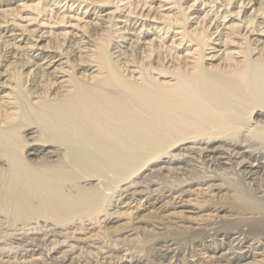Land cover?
<instances>
[{
    "label": "bare ground",
    "instance_id": "obj_1",
    "mask_svg": "<svg viewBox=\"0 0 264 264\" xmlns=\"http://www.w3.org/2000/svg\"><path fill=\"white\" fill-rule=\"evenodd\" d=\"M15 1L0 11V264H264V0H201L193 24L199 0ZM58 4L112 7L110 28L95 14L21 53L39 40L21 11L69 22ZM121 42L146 54L119 60Z\"/></svg>",
    "mask_w": 264,
    "mask_h": 264
},
{
    "label": "rangeland",
    "instance_id": "obj_2",
    "mask_svg": "<svg viewBox=\"0 0 264 264\" xmlns=\"http://www.w3.org/2000/svg\"><path fill=\"white\" fill-rule=\"evenodd\" d=\"M46 3L47 2H50V3H53V0H44ZM126 1L127 0H125L124 2H121V3H126ZM158 1H160V0H153V2H154V5L156 4V5H158L159 4V2ZM201 0H199L196 4H195V6H194V8L193 9H191L190 10V12H195L192 16H191V24H193L197 19V16L198 15H201V16H203V10H209V5L208 4H200L201 2H200ZM237 1L238 0H234L233 1V5L231 6V8L233 7V9H236V5H237ZM13 3V5L15 4V0H8L6 3H5V6H3V8L2 7H0V11L2 10V9H6V8H9V7H11V5H7L8 3ZM184 2H186L185 3V6L187 5V3H193V0H184ZM221 0H219V1H217V5L216 6H218V5H220L221 4ZM4 3V2H3ZM2 3V4H3ZM163 3H165L164 2V0H163ZM16 4H21V2H16ZM84 5H82L81 7H79L78 8V6H77V4L73 7V8H68L67 9V5L66 6H63V8H60V4H58V5H56L55 7H54V10H53V13H55V11H59V12H61V13H63V12H65L66 13V15H67V21H69V22H66V23H63V24H58V23H53L54 22V19H51L50 20V16H48L47 14L45 15V16H40L39 17V20H42V23L40 24L39 23V21H33V16H32V11H31V9L30 10H28V9H24L23 11H21V17H17V23L18 24H16V26L17 27H20L21 28V26L22 25H25V26H27L28 27V29H37V33H38V35L39 36H37L38 38H39V40L37 41V45L38 46H35V47H33V48H28V46H25V44H26V42H27V40H23L24 39V36H27L28 37V34L27 33H22V31H20V30H16V32L14 33V34H17L16 36H19V34H23V36H19V37H17L15 40H14V36L13 37H11L10 36V34H11V32H7V30L5 31V32H3V34H2V37H4V39H11V42H13V41H15L16 43H17V45H19L20 43H21V46H25L24 47V49H19V50H22V52L21 53H24L25 51H29L30 52V54H34V56H37V60L39 59V58H41L47 51H49V49H47V50H45L44 49V47H43V45L44 44H46L47 42H48V40L49 39H51L52 38V36L53 35H57V34H59V33H62V32H64V31H69L68 32V38L69 37H71V38H73V39H75V38H80L81 36H82V29L79 27V26H77V24L78 25H84L85 23H84V21H88V20H90V21H92L93 19H95V17H96V15L95 14H98L99 16L97 17V18H100V20L98 21V19L97 20H93V24L95 23V24H100L99 25V28L102 30V28H110V25H109V22H107V20H108V15H109V11H110V9H111V11L112 10H114L112 7H109V8H107V10H104V11H101V12H98L99 10H100V8H97L95 11H94V9H91V7L90 8H88V9H86L85 7H83ZM215 6V7H216ZM166 7H168V5H166L165 7H163L162 9H164V8H166ZM255 7H258V5H255L254 4V2H253V4L251 3V4H249V5H243V7H242V12H241V16L244 14L245 16L246 15H251L252 13H253V9H255ZM53 8V7H52ZM60 8V9H59ZM75 9V10H74ZM220 9V8H219ZM224 9V8H223ZM223 9H222V7H221V13H222V11H223ZM67 10V11H66ZM126 10V8L124 9V11ZM124 11H118L115 15H118V14H120V15H123V12ZM76 13V15H78V16H76V17H73V15ZM50 15H51V13H49ZM214 13H211L210 12V16H212ZM68 16H70L69 18H68ZM85 16V18H83V20H81L80 18H82V17H84ZM209 16V17H210ZM233 16H234V14H233ZM42 18V19H41ZM230 16L224 21L223 20V18H220V16L218 17V19H216L217 21L219 20V22H221L222 24H221V27H220V29H219V31L216 33V36L220 33V31H221V33L222 32H226V30H227V28H229V25H230V23L232 22V21H229L228 22V20H230ZM236 18H239L240 19V17H236ZM201 19V18H200ZM122 20V21H121ZM125 19L123 18V17H120V18H116L115 19V22H117L118 24H117V26H113V29H116V28H123L125 25H126V28H130V27H132L133 26V24H131L130 25V23L129 22H127V23H125V21H124ZM238 20V19H237ZM255 20H257L256 22H257V24H260V22L262 23L261 24V26L260 27H263L264 26V14H258V15H256V19ZM47 22V21H52V23H50V22H47V23H45V24H43L44 22ZM244 21V20H243ZM123 22V23H122ZM219 22H217V24L219 23ZM106 23V24H105ZM225 23V24H224ZM11 24V23H10ZM213 24H215V26L217 25L216 24V21L214 20V23ZM213 24H212V26H213ZM120 25V26H119ZM128 25V26H127ZM153 25L154 24H152L151 26H150V28H149V34H150V36H152V37H154L155 38V35H154V31H155V26L153 27ZM109 26V27H108ZM112 27V26H111ZM116 27V28H115ZM153 27V28H152ZM135 28V27H134ZM226 28V29H225ZM145 29V28H144ZM100 30V31H101ZM125 30V29H124ZM159 30V29H158ZM123 31V30H122ZM53 32V33H52ZM55 33V34H54ZM120 33V32H119ZM160 34V33H159ZM215 35H214V37H216ZM168 38V37H167ZM217 38H218V36H217ZM220 38V37H219ZM253 39H260L259 41H257V45H262V44H264V43H262L263 41H264V32L263 33H261V32H255V34L253 35V37H252ZM3 41V39H1L0 40V42H2ZM85 41H86V39H85ZM170 43V42H169ZM120 44V47L118 46L117 48H115V49H113L114 51L113 52H115L114 53V56L115 57H117V59H119V60H123L124 61V58L126 57H138V56H144L145 54H146V52H143L144 50V48H142V46H144V45H142V43H140L139 44V46H137V45H135V47L133 46H131V45H128V44H126V43H119ZM255 46V45H254ZM17 46H15V47H12V45L10 46V47H8L9 49V52H8V55H7V57H5L4 59L5 60H7L8 61V58H11V54H12V52H13V50H14V48H16ZM141 47V48H140ZM261 47V46H260ZM24 50V51H23ZM143 50V51H142ZM222 51H220L219 52V54L221 53ZM21 53H20V55H18L17 56V54L15 55H13V57L11 58V61H13V60H15L16 58H20V56L22 57V55H21ZM39 53H41V54H39ZM49 53H51V49H50V52ZM48 53V54H49ZM122 53V54H121ZM73 54V53H72ZM218 54V55H219ZM122 55V56H121ZM217 55V56H218ZM217 58V57H216ZM10 62V61H9ZM47 62V60H42V61H40L39 63H46ZM44 67H46V65H43ZM37 68V65L36 66H34V68ZM35 68V69H36ZM26 69V68H25ZM45 69H47L49 72H52L53 71V69H54V67H52V68H49L48 69V67H46ZM22 70V69H21ZM39 70V69H38ZM26 71V70H25ZM38 72V71H37ZM34 76V75H33ZM30 83H31V85H30ZM33 84H34V82L32 81V82H29V87H33ZM36 84H38V83H36Z\"/></svg>",
    "mask_w": 264,
    "mask_h": 264
}]
</instances>
